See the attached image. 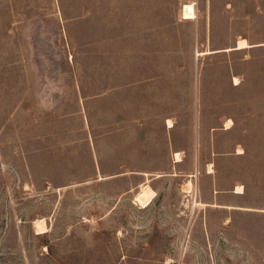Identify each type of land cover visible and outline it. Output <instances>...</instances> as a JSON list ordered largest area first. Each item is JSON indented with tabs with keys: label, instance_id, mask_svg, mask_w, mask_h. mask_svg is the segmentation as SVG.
<instances>
[{
	"label": "rangeland",
	"instance_id": "obj_1",
	"mask_svg": "<svg viewBox=\"0 0 264 264\" xmlns=\"http://www.w3.org/2000/svg\"><path fill=\"white\" fill-rule=\"evenodd\" d=\"M0 264H264V0H0Z\"/></svg>",
	"mask_w": 264,
	"mask_h": 264
},
{
	"label": "bare ground",
	"instance_id": "obj_2",
	"mask_svg": "<svg viewBox=\"0 0 264 264\" xmlns=\"http://www.w3.org/2000/svg\"><path fill=\"white\" fill-rule=\"evenodd\" d=\"M182 11H183L182 13H183V15L185 17H188L189 18V16H192L193 15V7H192V4L191 3L184 4V7H183V10ZM247 46H249L247 44V42L245 40H241L238 43L237 49H243V48H245ZM226 50H230V48H227ZM151 195H152L151 188H149L148 185L144 184V185H142L141 190L139 192L138 200L140 202H142V204H143V203H145L151 197ZM201 204H203V203H201ZM33 224L35 226V229L38 232H40V231L42 232L46 228V223H45L44 219H36V220H34Z\"/></svg>",
	"mask_w": 264,
	"mask_h": 264
}]
</instances>
